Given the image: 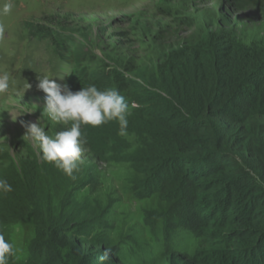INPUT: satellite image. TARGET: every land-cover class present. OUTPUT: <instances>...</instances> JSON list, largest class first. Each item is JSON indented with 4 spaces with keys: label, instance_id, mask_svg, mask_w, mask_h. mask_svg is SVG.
<instances>
[{
    "label": "trees",
    "instance_id": "16d2710c",
    "mask_svg": "<svg viewBox=\"0 0 264 264\" xmlns=\"http://www.w3.org/2000/svg\"><path fill=\"white\" fill-rule=\"evenodd\" d=\"M243 1L264 16V0ZM260 34L212 31L172 52L155 91L125 74L81 80L129 104L126 136L115 121L94 131L98 159L117 167L129 203L94 169L57 198L18 178L0 197V230L13 245L15 227L30 225L32 236L9 264H100L107 248V264H264Z\"/></svg>",
    "mask_w": 264,
    "mask_h": 264
},
{
    "label": "rangeland",
    "instance_id": "374dc122",
    "mask_svg": "<svg viewBox=\"0 0 264 264\" xmlns=\"http://www.w3.org/2000/svg\"><path fill=\"white\" fill-rule=\"evenodd\" d=\"M5 2L0 0V6ZM11 3L12 11L0 15V25L4 27L0 35V73L10 76L9 92L0 95V179L13 187L21 178L27 187L38 184L55 198L61 190L74 188L72 181L83 177L87 169H94L102 175L105 188H115L124 196V203H129L117 167L98 159L102 143L94 131L99 127L82 126L88 143L75 179L44 161L38 145L24 139V124L39 121L45 107L46 94L37 88L40 76H63L54 79L76 92L81 90L78 84L90 73L91 81L103 79L105 84L116 75L125 74L155 91L159 66L168 60L169 54L193 47L205 40L209 32L232 30L240 39L253 32L264 33V16L243 0ZM126 66L134 70L132 75ZM42 124L49 134L63 129L46 117ZM104 133L103 143L114 142ZM31 236L30 225L14 228L11 239L18 253L25 251Z\"/></svg>",
    "mask_w": 264,
    "mask_h": 264
},
{
    "label": "clouds",
    "instance_id": "9594fccd",
    "mask_svg": "<svg viewBox=\"0 0 264 264\" xmlns=\"http://www.w3.org/2000/svg\"><path fill=\"white\" fill-rule=\"evenodd\" d=\"M12 8L11 0H6L0 6V15L9 14ZM3 33L4 27L0 25V35ZM55 77L63 79V76ZM55 77H39L37 88L46 94V103L39 121L24 124V139L32 140L38 145L44 161L54 164L69 178L75 179L74 173L79 171V166L83 163L82 157L88 143L82 126L99 127L115 121L119 125L118 135L126 136L129 104L116 89L100 90L95 85H90L73 92L67 84L57 83ZM30 87L28 84L27 88ZM9 89L10 76L7 72H2L0 95L7 94ZM43 117L63 126V129L49 134L42 124ZM12 191V185L7 180L0 179V197ZM111 253L109 248L103 251L98 258L100 264H107ZM16 254L17 249L6 239V233L0 230V264H9Z\"/></svg>",
    "mask_w": 264,
    "mask_h": 264
}]
</instances>
